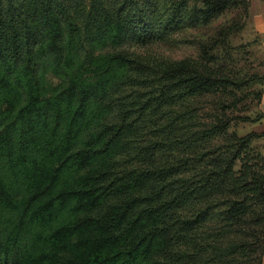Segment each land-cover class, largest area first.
Listing matches in <instances>:
<instances>
[{
	"label": "trees",
	"instance_id": "obj_1",
	"mask_svg": "<svg viewBox=\"0 0 264 264\" xmlns=\"http://www.w3.org/2000/svg\"><path fill=\"white\" fill-rule=\"evenodd\" d=\"M187 3L0 0V264H261L264 131L175 109L242 82L117 50L236 5Z\"/></svg>",
	"mask_w": 264,
	"mask_h": 264
},
{
	"label": "rangeland",
	"instance_id": "obj_2",
	"mask_svg": "<svg viewBox=\"0 0 264 264\" xmlns=\"http://www.w3.org/2000/svg\"><path fill=\"white\" fill-rule=\"evenodd\" d=\"M168 3L172 0H165ZM202 0H188L187 5L200 6ZM236 5L230 6L223 14L209 25L184 29L173 33L164 41L151 42L147 45L126 44L117 49L126 52L142 62L150 64L173 63L182 60L202 63L218 70L223 76L242 82L239 89L213 91L180 106L181 111H188L194 119L203 124H211L217 120L226 125V134H234L242 138L250 133H258L261 122H242L240 118L254 120L259 116L258 92L260 70L253 60L252 51L255 41L249 33L248 13L249 0H234ZM239 28L230 33L225 41L223 30L231 26ZM205 53H208L205 55ZM226 137L220 135L211 140V147L220 150ZM261 139H255L249 144L252 155L261 154ZM252 164V163H250ZM241 163L235 164L238 172ZM264 173V171H263ZM261 264H264V247L259 253Z\"/></svg>",
	"mask_w": 264,
	"mask_h": 264
},
{
	"label": "crops",
	"instance_id": "obj_3",
	"mask_svg": "<svg viewBox=\"0 0 264 264\" xmlns=\"http://www.w3.org/2000/svg\"><path fill=\"white\" fill-rule=\"evenodd\" d=\"M248 17L249 33L255 41L251 53L263 78L259 110L264 114V0H249ZM259 128L261 129L258 132L264 131V121ZM260 146L264 162V139H261Z\"/></svg>",
	"mask_w": 264,
	"mask_h": 264
}]
</instances>
